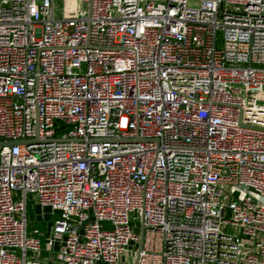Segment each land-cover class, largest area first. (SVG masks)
<instances>
[{"label": "built area", "instance_id": "1", "mask_svg": "<svg viewBox=\"0 0 264 264\" xmlns=\"http://www.w3.org/2000/svg\"><path fill=\"white\" fill-rule=\"evenodd\" d=\"M189 1L0 0V264H264V0Z\"/></svg>", "mask_w": 264, "mask_h": 264}, {"label": "rangeland", "instance_id": "2", "mask_svg": "<svg viewBox=\"0 0 264 264\" xmlns=\"http://www.w3.org/2000/svg\"><path fill=\"white\" fill-rule=\"evenodd\" d=\"M56 4V15L61 17L63 14V8L65 0H55ZM199 4L198 0H190V6H197ZM83 6L88 7V3H84ZM29 225L32 227L36 225L39 221H44L46 224L48 221H53L56 218L55 214H52L49 210H44L40 207L34 208L30 203L27 210ZM47 230V229H46Z\"/></svg>", "mask_w": 264, "mask_h": 264}, {"label": "water", "instance_id": "3", "mask_svg": "<svg viewBox=\"0 0 264 264\" xmlns=\"http://www.w3.org/2000/svg\"><path fill=\"white\" fill-rule=\"evenodd\" d=\"M6 144H13V142H0V146L6 145ZM143 242H144V229H141V240H140V244H139V249L142 250L143 247ZM139 257L137 258V262L135 264L138 263Z\"/></svg>", "mask_w": 264, "mask_h": 264}, {"label": "trees", "instance_id": "4", "mask_svg": "<svg viewBox=\"0 0 264 264\" xmlns=\"http://www.w3.org/2000/svg\"><path fill=\"white\" fill-rule=\"evenodd\" d=\"M32 227H38L40 230L46 231L47 224L44 221H39L36 225H33Z\"/></svg>", "mask_w": 264, "mask_h": 264}]
</instances>
